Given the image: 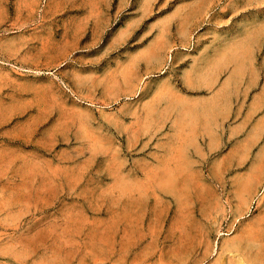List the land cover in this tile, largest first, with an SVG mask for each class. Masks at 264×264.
<instances>
[{
    "label": "rangeland",
    "instance_id": "rangeland-1",
    "mask_svg": "<svg viewBox=\"0 0 264 264\" xmlns=\"http://www.w3.org/2000/svg\"><path fill=\"white\" fill-rule=\"evenodd\" d=\"M0 264H264V0H0Z\"/></svg>",
    "mask_w": 264,
    "mask_h": 264
}]
</instances>
